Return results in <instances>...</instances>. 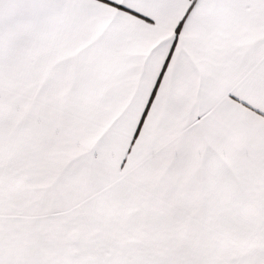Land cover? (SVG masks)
I'll list each match as a JSON object with an SVG mask.
<instances>
[{"label": "snow or ice", "instance_id": "6c2138e0", "mask_svg": "<svg viewBox=\"0 0 264 264\" xmlns=\"http://www.w3.org/2000/svg\"><path fill=\"white\" fill-rule=\"evenodd\" d=\"M0 264H264V0H0Z\"/></svg>", "mask_w": 264, "mask_h": 264}]
</instances>
